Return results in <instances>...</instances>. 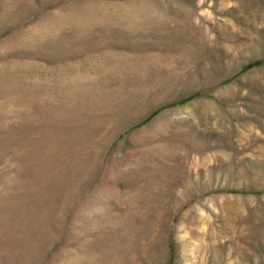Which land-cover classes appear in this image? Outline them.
<instances>
[{"label":"rangeland","instance_id":"rangeland-1","mask_svg":"<svg viewBox=\"0 0 264 264\" xmlns=\"http://www.w3.org/2000/svg\"><path fill=\"white\" fill-rule=\"evenodd\" d=\"M0 264H264V0H0Z\"/></svg>","mask_w":264,"mask_h":264}]
</instances>
